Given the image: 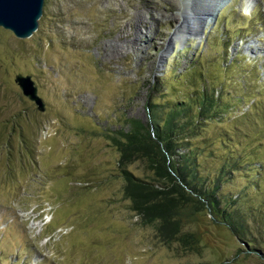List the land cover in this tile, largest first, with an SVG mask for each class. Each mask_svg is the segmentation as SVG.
Instances as JSON below:
<instances>
[{
	"label": "rangeland",
	"instance_id": "1",
	"mask_svg": "<svg viewBox=\"0 0 264 264\" xmlns=\"http://www.w3.org/2000/svg\"><path fill=\"white\" fill-rule=\"evenodd\" d=\"M149 1L45 0L31 38L0 28V264H264V245L237 238L195 198L171 213L170 226L132 212L121 170L147 174L113 142L128 123L147 122L150 101L192 96L202 86L190 77L196 68L228 109L191 141L202 177H219L228 155L264 147L256 120L264 115V0L249 8L246 0L214 1L201 33L183 38L173 36L177 22L149 21L152 42L142 51H115L125 13L150 7L168 17L186 2ZM18 75L31 77L42 112L23 96ZM223 192L260 203L241 173Z\"/></svg>",
	"mask_w": 264,
	"mask_h": 264
},
{
	"label": "trees",
	"instance_id": "2",
	"mask_svg": "<svg viewBox=\"0 0 264 264\" xmlns=\"http://www.w3.org/2000/svg\"><path fill=\"white\" fill-rule=\"evenodd\" d=\"M234 64L235 61L231 60L221 68L229 69ZM196 70L190 71V77L199 79L202 86L192 96L160 104L150 101L146 108L147 122L128 123V131L120 133V139L113 141L120 157L138 158L143 162L147 174L139 178L122 169L124 196L137 216L147 223L164 226L172 224L171 213L192 203V198H195L237 238L251 245L263 246L264 192L261 184L264 180V160L260 154L264 149L263 144L259 143L245 156L243 153L238 157L228 155L219 177L215 175L214 179L209 180L202 177L197 164L196 144L191 141L203 132L206 121L212 118L221 121L228 109L221 108L220 92L215 90L212 83H206L208 79L205 73ZM255 106L256 103L250 105V109ZM256 120L264 122V115H259ZM199 143L203 144L204 139ZM241 160H245L244 165ZM235 173L243 174L252 190L261 193L258 205L241 203L248 198L246 194L238 195L233 200V196L223 192L224 183L233 179ZM236 203L239 204L238 208L235 207Z\"/></svg>",
	"mask_w": 264,
	"mask_h": 264
},
{
	"label": "bare ground",
	"instance_id": "3",
	"mask_svg": "<svg viewBox=\"0 0 264 264\" xmlns=\"http://www.w3.org/2000/svg\"><path fill=\"white\" fill-rule=\"evenodd\" d=\"M192 1L196 2L197 0H186V2H182V4H173V11L175 10L176 14L173 13L168 17H165L161 10L154 15L153 12L155 10L153 11L150 7L143 10L136 8L132 15L125 13L124 17L128 19V24L126 28L121 29L119 34V45L116 43L112 48L115 51H124L126 54H129L132 51H142L144 40L147 39L149 42H152L150 35L153 31V24H150L149 21L156 23L169 18L172 21L177 22V26L173 33V36L175 37L183 38L186 34L201 33L202 29L209 23L211 17H214L212 3L217 0H199V3L196 4V6L192 4ZM154 2L151 0L148 2V5L150 4L157 8L159 5ZM254 4L255 0H246L247 8L252 7ZM140 27H143L145 32H142ZM128 28L131 29L128 30ZM162 53H164V51L161 52L160 59H162Z\"/></svg>",
	"mask_w": 264,
	"mask_h": 264
},
{
	"label": "water",
	"instance_id": "4",
	"mask_svg": "<svg viewBox=\"0 0 264 264\" xmlns=\"http://www.w3.org/2000/svg\"><path fill=\"white\" fill-rule=\"evenodd\" d=\"M45 0H0V28L10 31L18 39H29L38 30ZM15 83L23 96L33 102L38 111L44 103L30 76L18 75Z\"/></svg>",
	"mask_w": 264,
	"mask_h": 264
}]
</instances>
